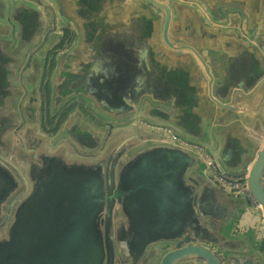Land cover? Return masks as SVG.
I'll return each mask as SVG.
<instances>
[{"label":"water","instance_id":"obj_1","mask_svg":"<svg viewBox=\"0 0 264 264\" xmlns=\"http://www.w3.org/2000/svg\"><path fill=\"white\" fill-rule=\"evenodd\" d=\"M7 1L11 7L22 0ZM108 1L111 0H81L80 11H71L77 17L74 23L78 36L65 52L57 54L51 74L50 57L42 84V78L36 79V71L40 72V63H45L47 51L56 42L45 46L48 33L55 27L46 31L41 43L37 40L17 44L12 54L0 46V90L5 91L2 110L14 116L5 134L12 144H22L15 147L12 156L26 168L21 175L25 184L32 182L31 190L18 204L14 221L7 227L8 234L0 233V264H232L233 243L207 237L204 217L212 212L211 197L218 198L223 193L241 197L249 206L255 199L262 206L258 210L264 211V141L245 157L243 168L233 173L226 169L234 166L223 165L220 154L179 131V105L174 96H188L183 90L185 78L156 61L150 42L155 30L153 19L134 17L129 10L127 15L110 17ZM151 1L167 9L169 22V6ZM259 7L264 14V0ZM39 10L47 17L49 10ZM51 14L55 21L52 9ZM0 18L10 20V11ZM251 18L246 9L228 6L222 18L212 21L219 27L239 26L241 33L261 35L256 28L262 20ZM99 42L107 45L108 53L125 52L131 59L125 66L118 62L120 65L112 71L105 70L110 90L102 88L107 79L95 72V45ZM34 44L37 45L30 49ZM64 62L68 69L62 75L63 81L56 80V71ZM49 78L52 97L64 96L61 103L72 97L71 104L77 102L54 132L62 111L52 125H48L46 115L45 126L53 134L42 127L40 111L43 93L47 100ZM257 80L264 88V71ZM26 87L36 95L37 115L19 123L25 116L21 95ZM13 90H19L17 97ZM99 94H105L111 103H98ZM182 111L187 114V108ZM56 112L50 108L51 115ZM76 112L81 124L99 132L101 138L106 118L117 120V132L93 148L98 151L92 158H73L67 154V144L59 145L58 139ZM254 125L263 134L264 113L254 118ZM121 146L126 147L125 158L129 159L125 164L123 157L119 160L121 152L113 156ZM113 147L115 152H110ZM22 151L26 154L20 161ZM206 153L219 173L246 179L251 195L242 187L222 183L209 168ZM20 181L0 156V215L9 196L21 187ZM106 220L109 226L104 231Z\"/></svg>","mask_w":264,"mask_h":264},{"label":"crops","instance_id":"obj_2","mask_svg":"<svg viewBox=\"0 0 264 264\" xmlns=\"http://www.w3.org/2000/svg\"><path fill=\"white\" fill-rule=\"evenodd\" d=\"M41 1L22 0L9 7L7 0H0V15L6 11L11 14L10 20L0 18V46L5 52L12 54L17 44L23 46L37 40L41 43L48 27L55 29L48 33L45 46L57 40L53 35L62 34L63 25L76 30L74 21L77 17L71 11H80L81 0ZM159 1L165 2L171 10L169 22L167 9L151 0L108 1L109 16L127 15L129 10L134 17L142 15L153 19L155 30L150 42L156 61L185 78L183 90L188 96H174L179 105L177 129L183 130L188 138L205 144L213 153L220 154L223 165L234 166L226 170L240 171L245 157L264 141V132L260 134L254 125V118L264 113V88L257 80L264 71L261 0ZM43 3L51 8L43 7ZM228 6L246 9L256 22L262 20L256 28L261 35L254 36L251 31L241 33L239 26L228 28L229 25L219 27L215 24L212 20L222 18ZM41 8L46 12L49 10L47 17L40 14ZM51 9L56 13V25ZM75 32L72 44L78 36ZM70 56L73 57L71 53ZM49 60L46 56L45 63H40V72L36 71V79L42 78L41 84ZM254 87L258 89L253 96H248V92L256 89ZM186 108L187 114L182 111ZM210 203L212 212L204 217L207 237L233 243L232 264H264V211L260 212L255 203L249 206L243 198L224 193L218 198L212 196Z\"/></svg>","mask_w":264,"mask_h":264},{"label":"flooded vegetation","instance_id":"obj_3","mask_svg":"<svg viewBox=\"0 0 264 264\" xmlns=\"http://www.w3.org/2000/svg\"><path fill=\"white\" fill-rule=\"evenodd\" d=\"M36 24H39V21ZM48 29H50V27H48L46 30H48ZM75 31L76 30H74L70 25L69 26L65 25L63 27V29H61V31H60L62 34H60V35L54 34L53 35L54 37L56 36L55 39H57V40L54 43L53 47L47 51V57H51V59H52L51 63H50V70H49L50 74L55 69V66L57 63V59H56L57 54L59 52H65L72 45V42L76 36ZM51 32H54L53 29L49 33H51ZM101 42H105V41H101ZM95 52H96L94 54L95 72H96L97 76L102 75L105 77L104 80L107 79L106 80L107 85L103 86L102 88L110 90L111 84H110L109 79L105 76L106 75L105 70L107 69V71H108V69H110L112 71V68L114 66L120 65V63H118V62H122L123 65L125 66L128 60L131 62V59H130V57L127 56V54L125 52L119 53L118 55H115V53H113V52L108 53L107 45L102 44L100 42L95 45ZM89 55L90 54H88V56ZM46 67H47V65H46ZM66 69H68V68L66 67V63L64 62L56 71V73H58L56 76V80L63 81L62 75L65 74ZM45 71H47V68ZM45 74H46V72H45ZM31 80H33V78H31ZM51 91H52V88H51V83H50V78H49L47 81V84H46L47 100L45 99V94L43 93L42 99H41L40 111L42 114V127L44 128L45 131L48 130L49 132H52V131L47 129V127L45 126L46 125L45 124L46 115H47L48 125H52L56 121V118H57L59 112L62 111L61 116L59 118V121L57 123V126H55V128L53 129V132H54L57 130L59 124L64 120L67 113L71 109L74 108V106L76 105L77 102L76 103L74 102L73 104H71V102L73 100V97H72L69 100H66V102L61 103V101L64 99V96L58 95V96L52 97ZM4 92L5 91L0 90V156L3 158V160L7 161V164L9 165V167H11V169L15 172V174L21 180L20 181L21 187L19 188V190H17V192H14L9 196V199L7 200V202L4 206L5 211L1 214L2 216L0 215L1 216L0 217V233H2L4 231V233L6 232V234H8L7 233V227L11 221L12 222L14 221V219L16 217V211H17L18 204L21 201V199H23V197L31 190L32 182L29 181V182H26V184H25V181L23 180L21 175H22V173H26V168L23 167L22 162H21V165H22L21 166L17 162V159L14 156H12V152L15 150V147L16 146L21 147L22 144L20 142L17 144H12L11 142H9V140L7 139V135L5 134V131H7L9 129L10 124L14 120V116H13V114L10 115L9 112L6 115L2 110L3 104L5 103V101L3 102V98L5 95ZM18 92H19V90H13L12 91L13 96L16 95V97H17ZM7 93H9V91H7ZM21 99L23 100L22 110H23V114L25 116L20 119L19 123H22L24 121V118H25V120H30V119H32V117H36V115H37V112H36L37 99H36V95L34 94V92L30 91V87H26L23 90V93L21 95ZM52 99H54V101H52ZM6 100L9 101V97H6ZM97 101H98V103H103V104L104 103H111L109 100H107L105 98V94H99ZM54 103H55V105H53ZM59 103H61V105H59ZM69 104H71V105L67 108V106ZM51 107H54V109H56V111H57L53 115H51V113H50ZM64 108H65V110H63ZM106 109H107V107H106ZM84 112H86V111L84 110ZM106 120L108 121V123L106 125H104L105 127L103 129H106V130L103 133L104 137L102 136V138H101V135L99 132L91 130V129H89V128H87L81 124L79 112H76L74 114L72 120L68 124L64 135L58 139L60 141L59 145H61V144L66 145L67 144L68 145V147H67L68 153L67 154L73 158H81V159H83L84 157L85 158H92L95 154L94 152L98 151V149L95 150L93 148L98 146L101 141H103V142L107 141L109 139V138H107V136L109 134H110V136L113 135L118 130V127L115 125L117 120H111L109 118H106ZM99 124H98V126H99ZM100 125L102 126V124H100ZM110 125L112 126V128L110 127ZM53 132H52V134H53ZM119 140H121V139H119ZM114 147L110 150V152L111 151L115 152V150H113ZM4 149H7L8 151H5ZM125 151H126V147L123 148L121 146L113 154V156H116L117 152H121L119 160L121 157H123V160L125 159L123 161L124 164L129 162V159L125 158V157H128ZM24 154H26V153L22 151L21 155H19L20 161L23 160ZM103 225H104V231H107L108 226H109L108 220H106L105 224H103ZM114 234H115L114 236H115V240H116L117 233H114ZM118 235L120 236V239L122 241H124V239L122 238V235H120V233H118Z\"/></svg>","mask_w":264,"mask_h":264},{"label":"built area","instance_id":"obj_4","mask_svg":"<svg viewBox=\"0 0 264 264\" xmlns=\"http://www.w3.org/2000/svg\"><path fill=\"white\" fill-rule=\"evenodd\" d=\"M193 145H196L195 143ZM197 147H199L202 151H204V149L198 145H196ZM207 157H208V164H209V168L212 170L213 174L216 175L218 177V179L222 182L225 183L229 186H237V187H242V191L247 192L249 195H251L250 190L248 188V186L245 184L246 179H244L243 177H239V176H231L229 174H221L217 171V168L215 166V163L213 162L212 158L209 156L208 153H206ZM254 203L256 205V207H262L261 204L254 199Z\"/></svg>","mask_w":264,"mask_h":264},{"label":"rangeland","instance_id":"obj_5","mask_svg":"<svg viewBox=\"0 0 264 264\" xmlns=\"http://www.w3.org/2000/svg\"><path fill=\"white\" fill-rule=\"evenodd\" d=\"M0 237H1V235H0Z\"/></svg>","mask_w":264,"mask_h":264}]
</instances>
